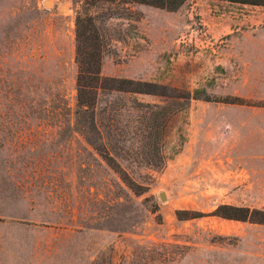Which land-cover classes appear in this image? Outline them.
<instances>
[{
  "label": "rangeland",
  "instance_id": "1",
  "mask_svg": "<svg viewBox=\"0 0 264 264\" xmlns=\"http://www.w3.org/2000/svg\"><path fill=\"white\" fill-rule=\"evenodd\" d=\"M226 2L107 6L120 17L99 23L100 75L156 86L99 92L102 138L91 145L73 113L78 4L0 0V264H264V224L249 215L264 210V160L249 158L262 145L215 142L216 113L200 107L264 106L220 94L221 71L202 52L228 38L204 22ZM194 90L203 93L178 97ZM100 142L127 182L94 150ZM220 205L247 208L246 218L214 215Z\"/></svg>",
  "mask_w": 264,
  "mask_h": 264
},
{
  "label": "crops",
  "instance_id": "2",
  "mask_svg": "<svg viewBox=\"0 0 264 264\" xmlns=\"http://www.w3.org/2000/svg\"><path fill=\"white\" fill-rule=\"evenodd\" d=\"M226 4L225 11L212 13L204 20L212 37L228 35L222 44L204 46L205 60L209 66H218L221 71L224 90L220 94L264 100V7L232 2ZM200 5L209 12L215 7L205 3ZM239 10L241 13L237 12ZM200 107L216 113L213 120L215 142L217 138L220 142L230 134L233 144L262 145L249 158L264 160L263 105L217 103ZM205 135L206 139L209 138L212 130Z\"/></svg>",
  "mask_w": 264,
  "mask_h": 264
},
{
  "label": "trees",
  "instance_id": "3",
  "mask_svg": "<svg viewBox=\"0 0 264 264\" xmlns=\"http://www.w3.org/2000/svg\"><path fill=\"white\" fill-rule=\"evenodd\" d=\"M228 2L248 4L255 6H263L264 0H226ZM183 0H74L77 7H73V34H74V55L73 62L75 65V104H74V119L75 125L78 126L80 134H82L86 141L93 145L94 140L91 135H97V139H101L100 129L96 120V103L99 92L106 93H131V94H150L153 93L152 87L156 85L149 82H142L127 78H113L103 77L100 75V64L104 51V39L102 29L99 23L112 17H120L119 13L109 11L108 7L112 4H143L155 8L164 9L166 11H174L177 9ZM106 12L97 14V10L101 11L103 7ZM98 22V23H97ZM199 92L194 90L193 94L179 95L182 100L189 98H199ZM203 93V91L201 92ZM205 100H210L204 97ZM224 103H235L234 100H215ZM104 133L107 134L106 131ZM109 134V133H108ZM113 141L108 142L112 147L117 146L118 138L112 135ZM96 144V143H95ZM94 146V150L106 160L107 164L116 172H121L119 175L123 181L127 180V175L120 169L118 162H116L112 151L105 149V144L100 142ZM117 168V169H116ZM119 174V173H118ZM127 182V181H126ZM241 212L237 215L227 211ZM248 209L242 207H232L228 205L218 206L213 214L222 218L240 219L246 218ZM250 220L256 223L264 224V210L251 209L249 212Z\"/></svg>",
  "mask_w": 264,
  "mask_h": 264
},
{
  "label": "water",
  "instance_id": "4",
  "mask_svg": "<svg viewBox=\"0 0 264 264\" xmlns=\"http://www.w3.org/2000/svg\"><path fill=\"white\" fill-rule=\"evenodd\" d=\"M45 3H48L47 1H45ZM160 199H163L164 198V195H163V193H160Z\"/></svg>",
  "mask_w": 264,
  "mask_h": 264
}]
</instances>
